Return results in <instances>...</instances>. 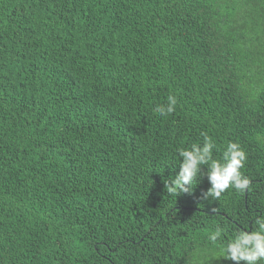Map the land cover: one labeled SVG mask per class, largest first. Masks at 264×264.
I'll use <instances>...</instances> for the list:
<instances>
[{"label": "trees", "instance_id": "obj_1", "mask_svg": "<svg viewBox=\"0 0 264 264\" xmlns=\"http://www.w3.org/2000/svg\"><path fill=\"white\" fill-rule=\"evenodd\" d=\"M205 132L249 192L167 193ZM257 213L264 0H0V264H233L208 234Z\"/></svg>", "mask_w": 264, "mask_h": 264}, {"label": "clouds", "instance_id": "obj_2", "mask_svg": "<svg viewBox=\"0 0 264 264\" xmlns=\"http://www.w3.org/2000/svg\"><path fill=\"white\" fill-rule=\"evenodd\" d=\"M177 107L176 97L169 95L166 104H158L154 112L161 116L172 115ZM203 143H193L178 149V172L164 181L169 195L193 194V185L206 179L210 187L202 193V199L220 200L222 195L234 189L240 195L251 190L252 181L244 175L247 153L238 142L228 141L221 158H214V139L201 133ZM207 171H204L205 167ZM208 240L220 244L223 259L233 264H262L264 262V215L257 213L251 229L241 228L225 241V229L217 226L208 234Z\"/></svg>", "mask_w": 264, "mask_h": 264}]
</instances>
